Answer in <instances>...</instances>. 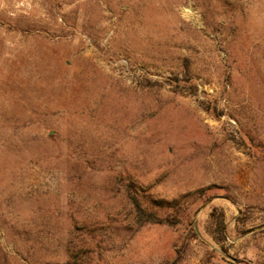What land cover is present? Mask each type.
I'll list each match as a JSON object with an SVG mask.
<instances>
[{"label": "rangeland", "instance_id": "1", "mask_svg": "<svg viewBox=\"0 0 264 264\" xmlns=\"http://www.w3.org/2000/svg\"><path fill=\"white\" fill-rule=\"evenodd\" d=\"M0 264H264V0H0Z\"/></svg>", "mask_w": 264, "mask_h": 264}, {"label": "trees", "instance_id": "2", "mask_svg": "<svg viewBox=\"0 0 264 264\" xmlns=\"http://www.w3.org/2000/svg\"><path fill=\"white\" fill-rule=\"evenodd\" d=\"M185 67L187 68V66ZM127 198L130 199L134 214L140 222H152L169 226L177 224V217L173 214L160 215L162 210L165 211L168 208H175L174 204L152 200L146 202V205L144 206L141 203L137 202L135 200V196L133 195L128 194ZM221 218H223V215H221ZM224 228L225 225L223 223V220H219V223H217V229L223 231Z\"/></svg>", "mask_w": 264, "mask_h": 264}]
</instances>
